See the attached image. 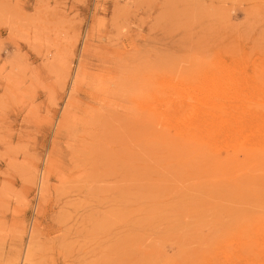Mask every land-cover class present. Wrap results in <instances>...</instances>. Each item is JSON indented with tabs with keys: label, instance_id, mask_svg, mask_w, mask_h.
Masks as SVG:
<instances>
[{
	"label": "rangeland",
	"instance_id": "1",
	"mask_svg": "<svg viewBox=\"0 0 264 264\" xmlns=\"http://www.w3.org/2000/svg\"><path fill=\"white\" fill-rule=\"evenodd\" d=\"M0 264H264V0H0Z\"/></svg>",
	"mask_w": 264,
	"mask_h": 264
},
{
	"label": "bare ground",
	"instance_id": "2",
	"mask_svg": "<svg viewBox=\"0 0 264 264\" xmlns=\"http://www.w3.org/2000/svg\"><path fill=\"white\" fill-rule=\"evenodd\" d=\"M59 54V53H58ZM58 57V56H57ZM68 71V70H67ZM61 72V71H60ZM68 73V72H67ZM66 75V74H65Z\"/></svg>",
	"mask_w": 264,
	"mask_h": 264
}]
</instances>
